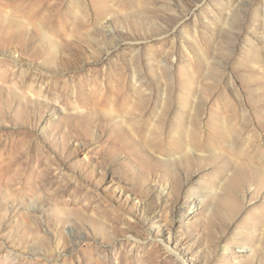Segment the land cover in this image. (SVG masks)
Wrapping results in <instances>:
<instances>
[{
	"label": "rangeland",
	"instance_id": "rangeland-1",
	"mask_svg": "<svg viewBox=\"0 0 264 264\" xmlns=\"http://www.w3.org/2000/svg\"><path fill=\"white\" fill-rule=\"evenodd\" d=\"M0 264H264V0H0Z\"/></svg>",
	"mask_w": 264,
	"mask_h": 264
},
{
	"label": "bare ground",
	"instance_id": "bare-ground-1",
	"mask_svg": "<svg viewBox=\"0 0 264 264\" xmlns=\"http://www.w3.org/2000/svg\"><path fill=\"white\" fill-rule=\"evenodd\" d=\"M118 194V196H121L120 192H116ZM125 202L127 201V199L124 200Z\"/></svg>",
	"mask_w": 264,
	"mask_h": 264
}]
</instances>
